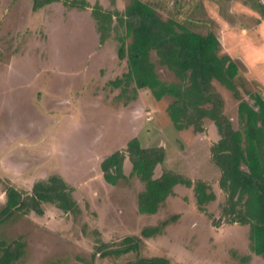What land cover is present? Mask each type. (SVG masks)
<instances>
[{
    "label": "rangeland",
    "instance_id": "1",
    "mask_svg": "<svg viewBox=\"0 0 264 264\" xmlns=\"http://www.w3.org/2000/svg\"><path fill=\"white\" fill-rule=\"evenodd\" d=\"M104 9L122 11L129 0H87ZM162 18L198 32H214L223 51L247 63L240 70V95L246 91L264 100V0H143ZM116 24V21H113ZM112 35L99 41L91 6L84 9L52 2L38 10L31 0H0V208L6 186L30 191L34 181L59 174L73 187L80 213L73 215L43 203V214L14 212L0 223V241L20 239L23 253L13 264H125L137 256H160L170 264H264L249 248L248 226L223 222L225 195L219 170L211 160L218 133L210 120L202 132L176 130L167 113L168 96L153 98L148 89L134 99L117 96L108 81L126 69L116 55ZM224 40V44H223ZM154 59V56H153ZM159 77L174 81L158 67ZM225 101V114L238 128V100L215 82ZM161 145L166 156L156 166L207 182L215 199L199 211L193 189L177 185L155 214L137 211L136 194L143 184L135 176L117 185L106 183L101 160L127 140ZM124 173L131 165L124 160ZM177 215L161 233L143 237V227ZM212 216V217H210ZM127 235L140 236V249L101 257V242L116 247Z\"/></svg>",
    "mask_w": 264,
    "mask_h": 264
},
{
    "label": "trees",
    "instance_id": "2",
    "mask_svg": "<svg viewBox=\"0 0 264 264\" xmlns=\"http://www.w3.org/2000/svg\"><path fill=\"white\" fill-rule=\"evenodd\" d=\"M84 9L91 6L99 41L103 43L114 32L116 55L126 65L125 71L108 84L119 89L117 96L134 99L137 91L148 89L153 98L168 96L171 101L166 113L176 130L192 128L204 130L210 120L218 133L211 146V160L219 170L218 186L225 195L220 205V217L214 224L237 223L248 226L249 248L264 258V100L259 93L244 92L254 99L249 104L240 95L238 76L244 65L223 51L214 32L191 29L174 17L162 18L153 5L143 0H129L122 11L104 9L98 2L87 0H31L32 9L38 10L52 2ZM116 21V24L113 21ZM154 56V59H153ZM164 67L176 80L164 81L157 72ZM215 82L229 90L238 100V128H234L225 114V101ZM165 148L161 145L143 146L137 137L127 140L124 149H117L100 162L104 181L117 185L119 180L135 176L143 184L136 194L137 211L155 214L167 197L174 194L177 185L191 187L199 211L215 199L211 186L203 180H194L167 168L154 176L156 166L164 163ZM131 169L124 173V160ZM73 187L59 174L33 182L30 191L11 185L5 187V202L0 208V223L14 212L33 211L43 214V203H50L66 213L77 215L80 207L73 197ZM212 217V216H210ZM177 215L153 226L143 227L140 235L151 237L162 232ZM140 236L127 235L116 247L101 242L96 253L101 257L119 256L140 249ZM24 242L13 239L0 241V264H13L23 253ZM125 264H170L160 256L143 257Z\"/></svg>",
    "mask_w": 264,
    "mask_h": 264
},
{
    "label": "crops",
    "instance_id": "3",
    "mask_svg": "<svg viewBox=\"0 0 264 264\" xmlns=\"http://www.w3.org/2000/svg\"><path fill=\"white\" fill-rule=\"evenodd\" d=\"M223 44H224V40H223ZM229 54V53H228ZM231 57H233V58H236V59H238V60H240V61H242L243 63H244V65H246V64H248L247 63V60H246V58H248L247 56H246V54H244V53H242L240 56H233V55H231V54H229ZM247 66V65H246ZM248 67V66H247Z\"/></svg>",
    "mask_w": 264,
    "mask_h": 264
}]
</instances>
